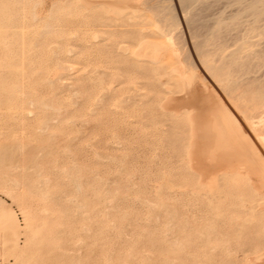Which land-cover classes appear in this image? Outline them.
Wrapping results in <instances>:
<instances>
[{"label":"rangeland","instance_id":"374dc122","mask_svg":"<svg viewBox=\"0 0 264 264\" xmlns=\"http://www.w3.org/2000/svg\"><path fill=\"white\" fill-rule=\"evenodd\" d=\"M87 1L0 0V264H258L257 176L200 187L193 119L204 125L222 105L264 151L241 101L194 56L178 1L160 0L174 22L146 9L150 0ZM236 12L221 0L198 23L217 27ZM143 38L167 47L158 62L135 57ZM228 44L206 61L231 86L243 75L224 64L237 49ZM245 76L264 85V65ZM247 89L231 95L256 96ZM198 142L204 171L210 142Z\"/></svg>","mask_w":264,"mask_h":264},{"label":"bare ground","instance_id":"6f19581e","mask_svg":"<svg viewBox=\"0 0 264 264\" xmlns=\"http://www.w3.org/2000/svg\"><path fill=\"white\" fill-rule=\"evenodd\" d=\"M82 1L86 5H90L91 3L87 0ZM165 1L170 2L171 0ZM177 1L178 3H176ZM177 1L175 3L179 5L184 14V19L189 29L190 44L192 45L194 56L198 58L205 71L209 73L211 71L210 75L217 83V86L221 88L229 99L241 101L242 104L237 109H240L239 112L243 115V120L246 121L245 126L256 135L255 137L259 140L264 151V85L253 84L259 81V77L257 76H245L248 72L254 73L264 65V42L259 43L253 40L257 36L264 35V0H224L226 4L235 5L237 12L229 22L224 21L222 22L223 24L219 23L220 25L217 27H213L209 23H198V19L203 13L211 9L213 4L221 0ZM122 2L121 0H109L106 1V4L114 6L122 4ZM143 5L165 21H176L175 9L171 4L170 6L162 7V1L150 0ZM164 9L167 12L162 15L161 13ZM232 31H235L234 34H231ZM181 36L182 34L178 38ZM229 40L236 45L237 49L227 53L229 58L225 60L224 64L227 67L232 66L233 70H237V72L241 70L243 75L242 79L238 78V81H233L231 86L220 84L227 77L223 78L222 74L217 71L215 74L214 67L208 66V62L206 61L208 56H212L215 63L217 59L225 57L227 49L230 46L228 44ZM177 41L176 39L174 43H177ZM178 42L179 44L182 42L181 51L185 53L183 55L185 57L184 60L191 65V69L196 68L194 58L192 59V53L186 45L187 41ZM256 46H260V48L253 49ZM167 51L168 49L164 44L143 38L138 44L135 57L158 62ZM188 64L186 65L188 66ZM212 70H214L213 73ZM180 72L178 71L177 73L180 74ZM239 86L244 91H247V88L250 86L251 91L257 93L256 96L250 98L246 92H240V94L235 93L232 97L231 94ZM241 125L236 116L222 105L212 108L208 121L204 125H197V120L194 118L193 135L195 139L189 149V162L191 163L192 170L198 174L200 180L199 186L204 187L206 190H209L212 185L222 181V179H229V177L238 178L239 176H246L248 178L253 174L257 176L255 181L256 186L253 189L259 192L261 199H264V156ZM200 139L210 142L206 150V153L209 154H207V158H210V162L204 168V171H198L195 166L199 164L195 158V149ZM259 207L260 209H264V204H259ZM248 209H255L254 204H250ZM261 251H257L256 253L255 261L258 264H264V254Z\"/></svg>","mask_w":264,"mask_h":264},{"label":"crops","instance_id":"0c3cea01","mask_svg":"<svg viewBox=\"0 0 264 264\" xmlns=\"http://www.w3.org/2000/svg\"><path fill=\"white\" fill-rule=\"evenodd\" d=\"M195 155H197V154L195 153Z\"/></svg>","mask_w":264,"mask_h":264}]
</instances>
